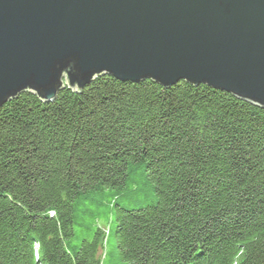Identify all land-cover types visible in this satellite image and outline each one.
Masks as SVG:
<instances>
[{
    "label": "trees",
    "instance_id": "1",
    "mask_svg": "<svg viewBox=\"0 0 264 264\" xmlns=\"http://www.w3.org/2000/svg\"><path fill=\"white\" fill-rule=\"evenodd\" d=\"M0 264H264V107L110 74L9 99Z\"/></svg>",
    "mask_w": 264,
    "mask_h": 264
},
{
    "label": "water",
    "instance_id": "2",
    "mask_svg": "<svg viewBox=\"0 0 264 264\" xmlns=\"http://www.w3.org/2000/svg\"><path fill=\"white\" fill-rule=\"evenodd\" d=\"M101 74L205 83L264 107V0H0V107Z\"/></svg>",
    "mask_w": 264,
    "mask_h": 264
}]
</instances>
